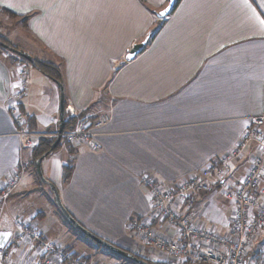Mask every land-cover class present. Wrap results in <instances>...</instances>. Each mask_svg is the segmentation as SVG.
<instances>
[{
  "label": "crops",
  "instance_id": "0c3cea01",
  "mask_svg": "<svg viewBox=\"0 0 264 264\" xmlns=\"http://www.w3.org/2000/svg\"><path fill=\"white\" fill-rule=\"evenodd\" d=\"M141 1L0 0V11L33 16L27 28L19 19L12 25L30 34L34 52L45 53L46 61L60 66L66 107H74L80 117L94 105L82 116L94 124L100 112L97 102L109 103V121L98 130L100 150L85 144L69 147L62 139L42 162L43 179L96 236L153 263L179 264L150 252L129 229L132 219L147 220L158 233L177 237L154 212L141 178L152 176L165 189L173 188L233 150L252 116L264 110V0H182L155 40L127 62L129 50L159 20ZM143 1L159 12L169 0ZM19 62L0 50V183L25 166L19 189L0 209V247L10 248L11 264H33L39 258L36 248L15 243L18 222L37 216L41 231L50 227L42 221L43 211L52 210L57 198L47 183L36 180L30 166L39 138L59 134L56 102L61 88L52 80L29 88L23 108L27 128L37 136L31 148L23 149L9 113L16 101ZM42 88L52 97L49 106ZM72 154L76 159L70 163ZM260 158L256 144H250L242 160L232 165L225 185L240 184ZM70 164L72 176L64 181ZM257 198L259 203L264 198V181ZM179 211L214 232L227 233L232 227L233 205L217 186L210 192L192 191ZM96 254L95 264L115 260L102 251ZM263 255L264 228L246 263L255 264Z\"/></svg>",
  "mask_w": 264,
  "mask_h": 264
},
{
  "label": "built area",
  "instance_id": "2783aa9c",
  "mask_svg": "<svg viewBox=\"0 0 264 264\" xmlns=\"http://www.w3.org/2000/svg\"><path fill=\"white\" fill-rule=\"evenodd\" d=\"M23 64H18V88L14 95L16 101L9 108V113L16 125L21 147L28 149L33 146L37 135L28 130V116L23 108L30 84ZM65 112L68 118L79 117L75 108L70 105L66 107ZM108 121L107 115L100 117L94 124L84 118H78L75 127L65 130L61 138L70 147L85 144L94 150H100L98 130ZM251 121V126L233 150L173 188L165 189L152 176L141 178V184L148 191L154 212L177 234L175 239L168 238L158 233L150 221L133 219L129 229L139 236L150 252L191 264H247L249 250L264 228V198L261 203L257 198L264 181V110L253 115ZM54 136L56 138L59 135ZM252 143L260 150L261 158L249 169L240 184L226 186L224 180L232 165L242 160L246 149ZM70 159L74 162L76 156L72 154ZM24 173L25 166H22L14 171L7 182L0 183V209L20 186ZM215 186L221 189L224 198L233 205L232 227L227 233H218L199 226L179 211L180 205L189 201L192 191L210 192ZM18 227L16 242L33 245L38 251L39 258L33 264H90L82 255L62 249L60 245L47 240L37 230L33 220L21 219ZM11 258V252L0 247V264H10ZM255 264H264V255Z\"/></svg>",
  "mask_w": 264,
  "mask_h": 264
},
{
  "label": "rangeland",
  "instance_id": "374dc122",
  "mask_svg": "<svg viewBox=\"0 0 264 264\" xmlns=\"http://www.w3.org/2000/svg\"><path fill=\"white\" fill-rule=\"evenodd\" d=\"M152 14V13H151ZM153 15V14H152ZM17 20L10 19L7 15L3 14L2 11H0V36L3 37L7 42L15 45L18 47L19 51L24 52L25 54L35 57L39 60L46 61L47 59L43 56H46L45 53L38 51L34 52L30 47V34H27L25 32H18V30L15 27L13 22H16ZM12 25V27H10ZM148 37V36H147ZM0 50L3 52H6L8 55L11 56V58L19 57L17 54H14L12 51L5 49L0 46ZM43 57V58H42ZM47 57V56H46ZM25 70L28 73L30 84L29 88H31L33 85L38 87L39 85L43 87L44 84L41 83V80H46L47 82H51V79L43 75L38 69H36L31 63L28 62V64L24 63ZM54 83V82H53ZM56 83V82H55ZM54 83V84H55ZM44 101L49 106L52 103V97L49 93V90L45 92L44 88ZM40 91L37 90L36 96H40ZM61 96V95H60ZM106 101V98L102 100V102ZM57 106L60 110L61 105V97L57 100ZM97 107L99 112V118L106 115L107 111L105 110L106 107L109 105V103L105 102V105L99 104L97 102ZM62 145V144H61ZM71 160V159H70ZM30 171L35 176L36 180H39L40 176L37 172L36 165L30 166ZM39 176V177H38ZM41 179V178H40ZM42 180V179H41ZM43 181V180H42ZM42 184V183H41ZM43 185V184H42ZM55 200V197H54ZM41 204H44V201L40 200ZM53 205L52 210H45L43 213L45 214V217L42 219L43 223H49V230H45V234L47 238L57 245H60L61 247H67L72 251L76 252H85L88 255L89 260L91 259L92 262L97 261V255L98 251L107 252L104 248H100L97 243H95L93 240H91L88 236L83 234L78 228H76L67 218V216L62 212L61 208L56 205L57 203ZM60 209V210H59ZM55 210V211H54ZM19 215H21L22 210H18ZM2 227V226H1ZM142 259L149 261L153 263L151 260L147 259L144 255L136 254ZM117 257V256H116ZM100 259V256H99ZM117 259V258H116ZM119 259V258H118ZM117 259V261H119ZM119 262H122L119 261ZM124 262V261H123ZM122 262V263H123ZM183 263V262H180ZM127 264V263H125ZM156 264V263H154Z\"/></svg>",
  "mask_w": 264,
  "mask_h": 264
},
{
  "label": "trees",
  "instance_id": "16d2710c",
  "mask_svg": "<svg viewBox=\"0 0 264 264\" xmlns=\"http://www.w3.org/2000/svg\"><path fill=\"white\" fill-rule=\"evenodd\" d=\"M170 1V0H169ZM169 1H168V4H169ZM181 1L182 0H176V2H175V5H174V7H173V9H172V11H171V13H170V15H172L175 11H176V9L178 8V6H179V4L181 3ZM141 3H142V5L149 11V12H151L152 14H156V11L153 9V8H151V6L147 3V2H145V1H141ZM1 11L5 14V15H7L10 19H14V20H17V19H19V20H21V23L22 24H24V26L23 27H25V28H27L28 27V22L31 20V18L33 17V16H31V15H28V16H25V17H20V16H18L16 13H14V12H12V11H10V10H7V9H5V8H1ZM169 15V16H170ZM158 20V19H157ZM166 24V21H165V19H159L158 21H157V23L155 24V26L151 29V31L149 32V34H148V37H149V40H148V43H147V45H149L152 41H154L155 40V38L158 36V34L161 32V30L163 29V27H164V25ZM0 40L2 41V42H4V43H6L7 45H9L11 48H14V49H16V50H18L19 51V49H18V47L17 46H15V45H13V44H11V43H9V42H7L5 39H3V37H1L0 36ZM142 42V41H141ZM3 48H5V47H3ZM5 49H8V48H5ZM8 50H10V49H8ZM11 51V50H10ZM13 52V51H12ZM20 52H22V51H20ZM14 54H17L16 52H13ZM22 53H24V52H22ZM25 54V53H24ZM18 55V54H17ZM19 56V55H18ZM16 59H17V61H20V62H22V63H25V64H28V62L27 61H25L22 57H15ZM30 63V62H29ZM36 69H38L43 75H45L46 77H48L49 79H51L52 81H54V82H56V83H58L60 86H62V87H64V81H63V76H62V71H61V68H60V66L59 65H57V64H55L54 62H49V61H42V60H39V59H37V58H35V57H33V62L31 63ZM64 105H65V109H66V101L64 102ZM94 108V105H92L90 108H88L87 110H85L81 115H80V117L82 118V116H84L86 113H89L92 109ZM80 117H78V118H80ZM78 118H68L66 115H65V130H68V129H70V128H74L75 127V124H76V122H77V119ZM56 140H57V138H54V139H50V138H47V137H40L39 138V140H38V142L36 143V146L34 147V151H33V153H34V157H35V161H34V165H36V163H37V161L39 160V159H41V158H47L48 156H50L52 153H54V152H56L57 150H58V148L61 146V144H62V141L60 142V144L57 146V148L56 149H54V150H52V146L55 144V142H56ZM70 147V146H69ZM70 163H72L71 161H70ZM73 170H74V168H73V166H72V164H70L67 168H65L64 169V181H66V180H69L70 178H71V176H72V172H73ZM25 174V173H24ZM39 177V176H38ZM45 183H47L49 186H50V188L52 189V183L51 182H49L48 180H45V179H43V178H41ZM21 185V184H20ZM20 187V186H19ZM19 187H18V189H19ZM55 187V186H54ZM17 189V190H18ZM16 190V191H17ZM57 190V189H56ZM16 191L9 197V199H8V201L10 200V198L16 193ZM52 191H53V193H54V197H55V199H56V195H55V191L52 189ZM60 198V197H59ZM7 201V202H8ZM60 202H61V200H60ZM56 203H57V199H56ZM58 204V203H57ZM58 206H59V204H58ZM60 208H61V210H62V212L64 213V210L63 209H65V211L67 212V214L68 215H70L72 218H74L69 212H68V210L63 206V204H62V202H61V206H59ZM65 214V213H64ZM75 219V218H74ZM22 220H27V219H22ZM28 220H33L34 222H35V224H36V227H37V230L39 231V232H41L43 235H44V237H46L47 238V236H46V234L43 232V231H41L40 230V220H39V218L37 217V216H34L33 218L31 217V218H29ZM76 220V219H75ZM133 220V219H132ZM131 220V221H132ZM77 221V220H76ZM78 222V221H77ZM78 224L79 225H81L82 226V228H84L86 231H89L87 228H85L81 223H79L78 222ZM90 232V231H89ZM90 233H92V232H90ZM93 235H95L94 233H92ZM96 236V235H95ZM98 237V236H97ZM98 238H100V237H98ZM100 239H102V238H100ZM47 240H49L48 238H47ZM103 240V239H102ZM49 241H51V240H49ZM105 241V240H104ZM53 242V241H52ZM107 242V241H106ZM15 243L16 244H18L16 241H15ZM108 243H110V242H108ZM110 244H112V243H110ZM23 245V244H22ZM25 245V244H24ZM113 246H115V247H118V248H120L121 250H124V251H126V252H128V253H131V252H129V251H127V250H125V249H123V248H121V247H119V246H117V245H115V244H112ZM25 246H29V245H25ZM33 246V245H32ZM100 248H104L107 252H105V253H107V254H109L110 256H112L115 260H112V263L114 264V263H120V264H125V263H127V264H137L136 262H133V261H131V260H128V259H126V258H124V257H122V256H120L119 254H116L115 252H113V251H111L110 249H108V248H106V247H104V246H101V245H98ZM33 247H35V246H33ZM61 247V246H60ZM146 247V246H145ZM5 249H7V250H9L10 252H11V250H10V248L8 247V246H5L4 247ZM62 249H65V250H68V251H72V250H70L69 248H65V246L64 247H61ZM74 253H76L77 255H82L87 261H88V263H90V264H95L94 262H92L91 261V259L89 260V258L87 257V256H85V255H83L82 253H79V252H76V251H73ZM133 254V253H132ZM117 256V257H116ZM134 256L136 257V258H138L139 260H144V259H142L141 257H139L138 255H136V254H134ZM119 260V261H121L122 260V262H119V261H117V259ZM11 260H12V258L10 259V264H11ZM144 261H146V260H144ZM146 262H148V263H150V264H154V263H151V262H149V261H146ZM172 264H176V263H172ZM179 264H191L190 262H186V263H179Z\"/></svg>",
  "mask_w": 264,
  "mask_h": 264
},
{
  "label": "water",
  "instance_id": "95a60500",
  "mask_svg": "<svg viewBox=\"0 0 264 264\" xmlns=\"http://www.w3.org/2000/svg\"><path fill=\"white\" fill-rule=\"evenodd\" d=\"M176 0H170L169 4L161 11L156 12V16L158 19H165L166 17H168L175 5ZM149 37H146L142 42L140 43H136L133 45V47L129 50L128 54L125 57V61L130 62L132 60H134L136 58V56H138L141 52L142 49H144L148 43ZM0 46L1 47H5L10 49L13 52H16L20 57H22L25 61L32 63L33 62V57L29 56L27 54H24L14 48H11L9 45H7L6 43L2 42L0 40ZM61 88V106H60V128H59V136L55 142V144L52 146V150L56 149L57 146L60 144L62 138L61 135L62 133L65 131V105H64V101H65V96H64V88L62 86H60ZM44 158H41L37 161L36 163V167H37V172L40 176V178H43V173H42V162H43ZM52 189L55 191V195L57 198V203L59 204V206H61V202H60V198H59V193L56 190V188L54 187V185L52 186ZM64 210L65 215L67 216V218L69 219V221L76 227L78 228L81 232H83V234H85L86 236H88L91 240H93L95 243H97L98 245L104 246L108 249H110L111 251L115 252L116 254H119L120 256L131 260L133 262H136L137 264H150L144 260H139L138 258H136L134 256V254L132 253H128L124 250H121L118 247L113 246L112 244L98 238L97 236L93 235L92 233H90L89 231H86L84 228H82L81 225L78 224V222L72 218L70 215L67 214V212Z\"/></svg>",
  "mask_w": 264,
  "mask_h": 264
},
{
  "label": "snow or ice",
  "instance_id": "6c2138e0",
  "mask_svg": "<svg viewBox=\"0 0 264 264\" xmlns=\"http://www.w3.org/2000/svg\"><path fill=\"white\" fill-rule=\"evenodd\" d=\"M262 23H264V21H261Z\"/></svg>",
  "mask_w": 264,
  "mask_h": 264
},
{
  "label": "flooded vegetation",
  "instance_id": "af4514ba",
  "mask_svg": "<svg viewBox=\"0 0 264 264\" xmlns=\"http://www.w3.org/2000/svg\"><path fill=\"white\" fill-rule=\"evenodd\" d=\"M58 138V137H57Z\"/></svg>",
  "mask_w": 264,
  "mask_h": 264
}]
</instances>
